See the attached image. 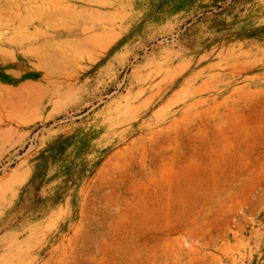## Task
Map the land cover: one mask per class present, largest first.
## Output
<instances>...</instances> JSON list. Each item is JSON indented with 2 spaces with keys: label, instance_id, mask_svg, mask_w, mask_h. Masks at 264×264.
<instances>
[{
  "label": "rangeland",
  "instance_id": "374dc122",
  "mask_svg": "<svg viewBox=\"0 0 264 264\" xmlns=\"http://www.w3.org/2000/svg\"><path fill=\"white\" fill-rule=\"evenodd\" d=\"M0 264H264V0H0Z\"/></svg>",
  "mask_w": 264,
  "mask_h": 264
}]
</instances>
